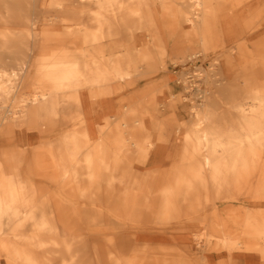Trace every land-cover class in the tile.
<instances>
[{"label": "bare ground", "instance_id": "6f19581e", "mask_svg": "<svg viewBox=\"0 0 264 264\" xmlns=\"http://www.w3.org/2000/svg\"><path fill=\"white\" fill-rule=\"evenodd\" d=\"M247 2L0 0L5 264H264L263 10L233 48L222 24ZM235 49L244 87L218 69ZM205 59L178 74L188 125L161 119L162 75Z\"/></svg>", "mask_w": 264, "mask_h": 264}, {"label": "rangeland", "instance_id": "374dc122", "mask_svg": "<svg viewBox=\"0 0 264 264\" xmlns=\"http://www.w3.org/2000/svg\"><path fill=\"white\" fill-rule=\"evenodd\" d=\"M246 6H242L239 9H236L232 12L227 18L223 19V29L225 30V36H224V43H226L228 48H233L237 44V41L242 37V35L245 33V31L250 30L253 34L251 37H249L244 46V55L249 56H256L257 54L264 53V0H248ZM262 9V19H252L250 23V27L247 30V27L245 26L246 20H248L251 17V13L255 10ZM234 62L237 69H231L228 70L225 66L224 62H221V66L218 67L219 70L223 73L224 78L226 79L225 82H235L238 86L244 87V73L242 72V69L244 67L243 63L245 62V57L243 56L242 52L238 51L237 49L232 51ZM210 60H198L195 65H183L182 67L178 68H170L166 73H164L162 76H164V79L166 80L167 84V90L164 94L160 95V103H162V108H164V114L162 115L161 119H168L171 116L176 117V122L188 125V123L191 120V114L189 113V107H190V100L189 98H193L194 96L192 93H186L183 88L179 85H177L178 81V74L181 72L182 69H184L186 72L191 70H196L197 68H207L209 65ZM245 64V63H244ZM253 69V70H252ZM260 67V65H255L254 67L250 66L248 71L250 72H256V76L258 78H264V70ZM253 75V74H251ZM146 82H143L141 86H144ZM170 92H173L174 95L171 96ZM194 93V91H193ZM236 95V94H235ZM186 97V98H185ZM176 101V107L175 109L170 108L169 105ZM229 110V109H227ZM182 134L178 135L173 131L171 134V141L167 144L164 151L162 150L163 154L169 153L172 154L174 152L175 147L180 144L182 139ZM173 164V161L171 159H167L163 161L160 165L162 169H167ZM156 165L150 166L152 167H158ZM135 169L140 170L142 172L147 171L149 167H142L138 164L135 165ZM39 185H44L43 181H38ZM201 228L200 226H195L194 228V234L200 233ZM194 238V236H192ZM191 237V238H192ZM201 249V246H199ZM1 264H5V260L3 257H0Z\"/></svg>", "mask_w": 264, "mask_h": 264}]
</instances>
